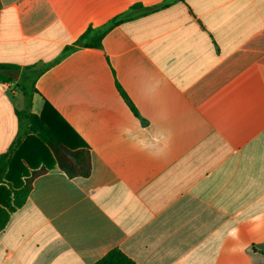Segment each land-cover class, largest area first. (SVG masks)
<instances>
[{
    "label": "crops",
    "instance_id": "0c3cea01",
    "mask_svg": "<svg viewBox=\"0 0 264 264\" xmlns=\"http://www.w3.org/2000/svg\"><path fill=\"white\" fill-rule=\"evenodd\" d=\"M166 1L0 0V64L22 69L0 82V157L28 132L25 87L31 113L92 164L71 179L23 140L26 173L49 171L0 232V264H97L114 250L135 264H264V0L144 13ZM123 14L101 49L37 77Z\"/></svg>",
    "mask_w": 264,
    "mask_h": 264
},
{
    "label": "trees",
    "instance_id": "16d2710c",
    "mask_svg": "<svg viewBox=\"0 0 264 264\" xmlns=\"http://www.w3.org/2000/svg\"><path fill=\"white\" fill-rule=\"evenodd\" d=\"M176 1L183 0H167L158 7L146 9L144 13L169 7ZM138 8L142 9V6H138ZM131 18L129 14H123L102 27L89 28L75 43L66 46L61 56L54 63L36 71L37 77L79 49H101L106 35ZM21 70V67L17 65L0 64V82L10 83L15 81V74ZM118 89L129 103L127 95L120 86H118ZM22 91L26 95L28 108L25 111L17 112V116L21 122L28 123L29 129L24 136H20L14 141L7 153L0 157V232L6 228L11 214L26 204L32 191L34 179L49 171V169H40L26 173L27 169L22 163V154L19 152L25 138L30 137L36 140L37 145L50 151L55 159L56 168L66 173L71 179L89 176L92 171L91 151L89 147L86 144L80 145L77 148L67 145L59 135L54 123L46 118L45 111L40 116L31 113L32 96H29L28 89L25 87H22ZM130 107L137 113L133 105L130 104ZM97 264L135 263L122 252L114 250Z\"/></svg>",
    "mask_w": 264,
    "mask_h": 264
},
{
    "label": "clouds",
    "instance_id": "9594fccd",
    "mask_svg": "<svg viewBox=\"0 0 264 264\" xmlns=\"http://www.w3.org/2000/svg\"><path fill=\"white\" fill-rule=\"evenodd\" d=\"M238 232V229H233V235Z\"/></svg>",
    "mask_w": 264,
    "mask_h": 264
}]
</instances>
